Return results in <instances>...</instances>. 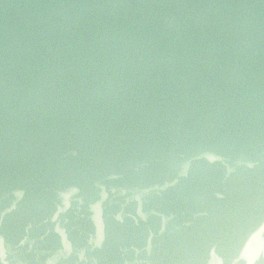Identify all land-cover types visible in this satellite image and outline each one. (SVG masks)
<instances>
[{
  "label": "water",
  "instance_id": "obj_1",
  "mask_svg": "<svg viewBox=\"0 0 264 264\" xmlns=\"http://www.w3.org/2000/svg\"><path fill=\"white\" fill-rule=\"evenodd\" d=\"M0 264H264V0H0Z\"/></svg>",
  "mask_w": 264,
  "mask_h": 264
}]
</instances>
